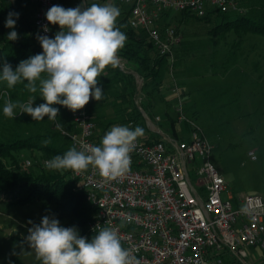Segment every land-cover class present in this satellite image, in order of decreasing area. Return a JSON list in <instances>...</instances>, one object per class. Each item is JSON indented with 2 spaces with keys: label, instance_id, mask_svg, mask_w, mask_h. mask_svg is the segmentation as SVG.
<instances>
[{
  "label": "built area",
  "instance_id": "1",
  "mask_svg": "<svg viewBox=\"0 0 264 264\" xmlns=\"http://www.w3.org/2000/svg\"><path fill=\"white\" fill-rule=\"evenodd\" d=\"M29 1L35 6L33 26L42 67L55 68L67 88L84 92L71 112L69 128L55 118L47 104L36 116L48 110L51 129L66 138L75 153L68 162L69 175L95 209L88 228L101 240L100 257L107 264H225L228 252L233 262L252 264L246 249L258 247L264 252V199L259 194L231 192L221 198L226 184L210 160L213 144L185 114L178 87H172L177 98L174 112L177 122L188 126L186 139L153 140L146 133L137 137L134 123L128 121L114 130V142L100 145L94 139L95 121L86 109L88 88L77 77L66 74L54 47L53 26L70 16L55 9L56 0ZM75 1L80 4V0ZM115 1L129 6V26L143 29L156 55L166 58L170 65L180 35L176 27L163 26L168 15L183 11L195 17H203L208 11L244 13L239 0ZM79 38L90 42L86 33H80ZM72 46L78 47L80 42ZM99 46L125 71L114 47L102 40ZM3 96L8 98L5 91ZM25 106L33 109L24 102L18 114ZM150 120L155 123L161 119L156 115ZM247 155L256 159L253 151ZM41 163L43 167L50 165L49 159ZM31 164L30 159H24V166Z\"/></svg>",
  "mask_w": 264,
  "mask_h": 264
},
{
  "label": "trees",
  "instance_id": "2",
  "mask_svg": "<svg viewBox=\"0 0 264 264\" xmlns=\"http://www.w3.org/2000/svg\"><path fill=\"white\" fill-rule=\"evenodd\" d=\"M116 5L122 9L118 13L119 17L113 21L106 34L103 35L99 31L98 33L104 41L106 39L109 41L122 59L138 64L139 78L142 80L140 89H154L158 92L165 77L163 72L165 74L167 71L168 61L156 55L143 29H133L129 26V6L119 2H116ZM54 6L55 9L68 12L70 16L67 21L58 23L52 28L54 47L58 53L61 56L67 55V58L74 56L75 49L72 44L79 41L80 46L89 49L94 61L104 62V67H109L108 78L102 83L99 81V76L93 75L84 77L80 81L82 86L86 85L90 95L105 87V92H98L100 94L89 98L86 104L89 114L95 115V119L100 121L98 127L103 124V120L107 121L105 130L111 123H119L120 126L128 121H132L135 126L140 123L143 126L144 118L134 105V94L138 85L134 74L120 70L115 62L101 51L97 37L90 36V32H86L90 42L87 43L79 38V34L83 32H79L78 27L87 20L83 15H79L82 21L79 19L78 22L77 13H80V10L72 6L71 0H56ZM34 12L35 6L29 0H0V95L4 91L8 94V98L3 96L0 100L5 98L9 102L10 98H14L22 100L21 104L29 102L33 109L25 106L22 113H17V116L30 129L35 127L34 124L38 118L36 114L40 112L42 104L50 106L58 121L69 128L71 112L81 101L84 92L67 88L62 75L55 68L42 67L33 26ZM85 12L89 14V9L85 8ZM180 13L193 16L185 11ZM214 14H216L215 17L211 16ZM193 17L214 22L208 31L213 35L232 29L264 35L263 17L256 19L245 13H215L214 11H208L203 17ZM166 24L169 22L163 23V26ZM63 30L65 32L62 34ZM86 51L88 52L87 49ZM92 59L88 62L90 63ZM63 61L64 57L61 59L62 66ZM63 68L65 70L64 66ZM65 71L69 76L77 73L73 67H67ZM105 108L113 109L117 116H105L107 112ZM186 111H184L185 114L190 117ZM176 122V117L170 119L172 126ZM50 136L61 137L53 129H49L47 133L36 132L13 140L3 139L0 136V199L5 196L14 204L40 201L43 207H50L54 218L65 221V239L81 238V240L62 251L61 261L107 264L99 254L100 238L97 234L86 230L88 222L94 218L95 209L87 202L85 192L75 188L76 182L69 175L68 162L75 153L64 137H61L64 141L60 144L47 143ZM96 137L95 130L94 139L97 142ZM150 138L159 140L161 136L153 133ZM21 150L30 151L33 166L36 167L35 171L31 170L32 167H29L28 171L22 169V161L19 159ZM34 150L38 153L33 152ZM4 159H8L9 165L5 164ZM44 159H49V166L43 167L41 162ZM24 244L36 250L42 264H53L39 245L27 242Z\"/></svg>",
  "mask_w": 264,
  "mask_h": 264
},
{
  "label": "rangeland",
  "instance_id": "3",
  "mask_svg": "<svg viewBox=\"0 0 264 264\" xmlns=\"http://www.w3.org/2000/svg\"><path fill=\"white\" fill-rule=\"evenodd\" d=\"M71 3L75 9L80 10L77 19L78 22L82 21L79 16H84L82 2L80 1V5L71 0ZM109 3L117 7L115 0H108L106 4ZM240 4L246 15L256 19L264 18V0H240ZM104 13L110 15L105 7ZM186 14L176 12L168 15L166 19L169 25L176 27L180 42L173 49V63L170 65L167 62V71L165 74L163 72L166 78L163 79L160 93L154 89H140L141 80L139 89L138 84L134 94V105L141 116L142 111L151 119L157 114L161 116L159 105L164 104L162 96L168 99L172 108L174 99L177 100L176 96L173 97L170 90L168 91L170 84L171 87L176 84L173 78L181 82L190 78L194 84L193 91L190 94L187 92L188 101H181L184 111L188 107L193 108L186 111L187 114L202 128L204 135L213 144L210 160L226 184V191L221 194V198H226V192H231L259 194L264 199V35L233 29L213 35L208 31L214 22L198 20ZM211 19L213 21V18ZM87 23L83 22L77 26L78 31L86 33L89 29ZM79 48L80 46L74 49L76 51ZM21 102L22 100L14 98H10L9 102L5 98L0 100V136L3 139L23 138L36 132L47 133L51 129L52 116L46 109L38 116L35 127L30 129L17 116ZM192 105L195 107H191ZM108 109L105 108L107 111ZM52 112L54 113L53 110ZM116 114L114 113L115 116ZM194 114L196 116H193ZM54 116L57 119L55 113ZM116 124L111 123L107 129L111 142L115 140L113 132L117 128ZM175 127V138L188 137L186 124L176 123ZM95 130L98 132L99 128ZM61 141L64 140L59 136H50L46 142L60 144ZM100 142L105 146V137H102ZM249 151L254 152L255 160H251L247 155ZM33 152L38 153L37 150ZM19 159L22 161V169L28 171L29 167H32L31 170H36L29 150L19 151ZM24 159H30L32 164L24 166ZM3 161L9 165L8 159ZM189 173L194 179L192 169ZM65 232V221L54 218L50 207H43L40 201L14 204L5 196L1 197L0 264H42L36 250L24 242L39 245L47 254L50 263L81 264L61 261L62 251L81 240H67ZM250 248L246 249L247 259L250 261L253 258L254 264H264V252L258 247ZM233 260L231 254L226 252L225 264H242Z\"/></svg>",
  "mask_w": 264,
  "mask_h": 264
},
{
  "label": "crops",
  "instance_id": "4",
  "mask_svg": "<svg viewBox=\"0 0 264 264\" xmlns=\"http://www.w3.org/2000/svg\"><path fill=\"white\" fill-rule=\"evenodd\" d=\"M80 1L82 2V6L84 9L83 13H84L85 19H87V22H88L87 23V25L89 26L88 32H90V36L91 35L96 36L99 43H100V40H102L104 42V44L113 47L111 44H109V41L107 39L104 41L100 37L98 31L101 32L103 35L106 34V32L111 27V24L113 23V21H115L119 17L118 13L122 10V9H120V6L115 7V6H112L110 3L106 4L108 2V0H90V2L89 1L86 2V0H80ZM80 5H81V3H80ZM104 7L106 10H108L110 12V15H109V13H104ZM85 8L89 9V14H87L85 12ZM64 32L65 31L63 30L62 34ZM86 49L88 50V52L86 51ZM73 52H74V56H71L69 58H67L68 57L67 55L61 56V59H62V57H64L63 66L65 67V70L67 67H73L77 71V73L74 76L77 77L80 81L84 77L87 78V77H90L92 75L93 76H99V81L101 83L106 78H108V74H109L108 68L109 67L106 66V68H105L104 62H100L98 60L94 61V59H92V55L90 54L88 48H86L85 46H80L79 49H76V51L74 50ZM89 59H92L90 63L88 62ZM123 61L125 63L127 62V64H125V71L133 73L135 80H136V75L139 76L138 64H136L132 61H129V60L123 59ZM164 78H166V76ZM178 78H180V77H178ZM187 79H188V81L181 82L177 78H175V79L173 78V80L177 84V85L176 84H174V85H176L178 87V89L180 90L181 99H183L185 101L189 100V97H187V94H188L187 92H189V94H190V92H192L193 88H194V84L192 83L191 79L190 78H187ZM172 87L170 84L168 86V91L170 90V93H172V95L174 97L176 95L173 92ZM160 89H162V87H160ZM98 92H101V93L105 92V87H102L100 90L94 91L93 95L91 94L89 98L95 97L96 95L100 94ZM162 97L164 98V101H163L164 104L160 103V105H159V108L162 110V114H161V116H159L157 114V116H159L161 120L159 122H155V123L153 122V125L159 131H161L167 138H175L177 135V130H176L175 126H176V123H178V122H176L174 126H172L170 123V119L171 118L174 119L176 117L175 112H174V107L173 108L171 107V105L169 104L170 102L167 101L168 99L164 95ZM173 103L175 105L176 99H174ZM191 107H195V106L192 105ZM191 109H193V108H189V107L186 108L187 111H191ZM114 113L116 114V112H114L113 110L112 111L108 110L106 112L105 116L112 117V116H115ZM92 116L95 119V115H92ZM154 116H156V115H154ZM154 116H153V118H154ZM95 122H96L95 125L97 126V128H99L98 132H96L97 142L100 145L104 146V144H102V142H100V139L102 137H105V141H106L105 144L106 145L111 144L112 142L109 141L110 135L107 134L108 128L106 130L104 129L105 125L107 124V121L106 122L102 121L103 124L99 127H98V122H100V121L97 120ZM141 124L142 123H140L139 125H136L134 127L133 133L137 137H142V135H145V133L149 136H152L153 134L151 133L152 131L150 129V126H148L146 123L143 126H141ZM118 126L119 125L116 124V127H118ZM250 262L252 264H254L255 260L253 258H251Z\"/></svg>",
  "mask_w": 264,
  "mask_h": 264
},
{
  "label": "water",
  "instance_id": "5",
  "mask_svg": "<svg viewBox=\"0 0 264 264\" xmlns=\"http://www.w3.org/2000/svg\"><path fill=\"white\" fill-rule=\"evenodd\" d=\"M140 81L141 79L139 78V76L136 75V82L138 85V89H139V86H140ZM142 116L144 118V121L145 123L150 126V129L154 132V133H157L158 135H160L162 138L164 139H168L161 131H159L156 127H154L153 125V122L149 119V117H147L145 114H144V111H142Z\"/></svg>",
  "mask_w": 264,
  "mask_h": 264
}]
</instances>
